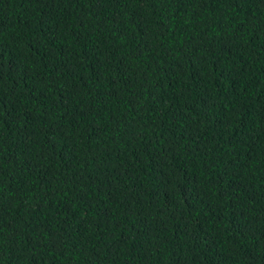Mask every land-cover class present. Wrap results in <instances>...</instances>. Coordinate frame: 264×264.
Instances as JSON below:
<instances>
[{"label":"trees","instance_id":"16d2710c","mask_svg":"<svg viewBox=\"0 0 264 264\" xmlns=\"http://www.w3.org/2000/svg\"><path fill=\"white\" fill-rule=\"evenodd\" d=\"M0 264H264V0H0Z\"/></svg>","mask_w":264,"mask_h":264}]
</instances>
